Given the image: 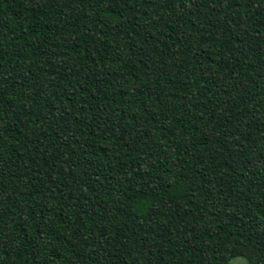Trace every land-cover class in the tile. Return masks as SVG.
<instances>
[{"label": "trees", "instance_id": "1", "mask_svg": "<svg viewBox=\"0 0 264 264\" xmlns=\"http://www.w3.org/2000/svg\"><path fill=\"white\" fill-rule=\"evenodd\" d=\"M264 264V0H0V264Z\"/></svg>", "mask_w": 264, "mask_h": 264}, {"label": "rangeland", "instance_id": "2", "mask_svg": "<svg viewBox=\"0 0 264 264\" xmlns=\"http://www.w3.org/2000/svg\"><path fill=\"white\" fill-rule=\"evenodd\" d=\"M231 264H247V261L243 257H236L232 259Z\"/></svg>", "mask_w": 264, "mask_h": 264}]
</instances>
